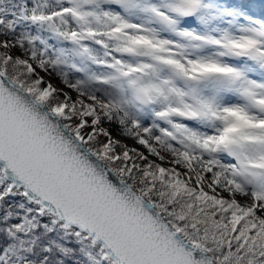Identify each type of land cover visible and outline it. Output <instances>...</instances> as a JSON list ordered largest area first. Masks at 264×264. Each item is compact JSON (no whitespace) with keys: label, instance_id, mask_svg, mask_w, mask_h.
Instances as JSON below:
<instances>
[{"label":"snow or ice","instance_id":"obj_1","mask_svg":"<svg viewBox=\"0 0 264 264\" xmlns=\"http://www.w3.org/2000/svg\"><path fill=\"white\" fill-rule=\"evenodd\" d=\"M0 264H264V0H0Z\"/></svg>","mask_w":264,"mask_h":264}]
</instances>
